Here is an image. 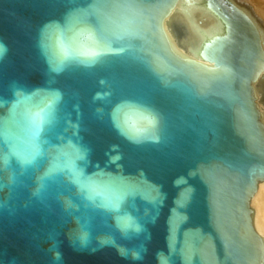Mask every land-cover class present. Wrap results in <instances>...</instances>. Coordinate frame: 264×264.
I'll use <instances>...</instances> for the list:
<instances>
[{
	"label": "water",
	"instance_id": "obj_1",
	"mask_svg": "<svg viewBox=\"0 0 264 264\" xmlns=\"http://www.w3.org/2000/svg\"><path fill=\"white\" fill-rule=\"evenodd\" d=\"M261 72L236 0H0V264H264Z\"/></svg>",
	"mask_w": 264,
	"mask_h": 264
},
{
	"label": "bare ground",
	"instance_id": "obj_2",
	"mask_svg": "<svg viewBox=\"0 0 264 264\" xmlns=\"http://www.w3.org/2000/svg\"><path fill=\"white\" fill-rule=\"evenodd\" d=\"M250 2L260 18L264 20V0H239ZM259 26L262 21L256 17ZM264 22V21H263ZM191 23L199 26V31L209 30L213 24L212 13L196 9L191 13ZM163 37L168 44L170 51L180 59L194 63L204 69L213 70V65L197 61V56L190 54V51L199 46V36L196 30L187 22L186 10L177 8V2L162 21ZM183 42V43H181ZM256 99V106L260 112L261 122L264 125V72L252 86ZM252 210L255 214V230L259 239H264V181L257 185L252 199Z\"/></svg>",
	"mask_w": 264,
	"mask_h": 264
},
{
	"label": "rangeland",
	"instance_id": "obj_3",
	"mask_svg": "<svg viewBox=\"0 0 264 264\" xmlns=\"http://www.w3.org/2000/svg\"><path fill=\"white\" fill-rule=\"evenodd\" d=\"M236 1L241 2V3H244V4H247V5H250L251 8H252V11H253V13H254V15L260 19V22L262 21V25L264 26V22H263L264 20L260 18L259 14L255 11L254 6H253L250 2L239 1V0H236ZM181 43H183V42H181Z\"/></svg>",
	"mask_w": 264,
	"mask_h": 264
}]
</instances>
